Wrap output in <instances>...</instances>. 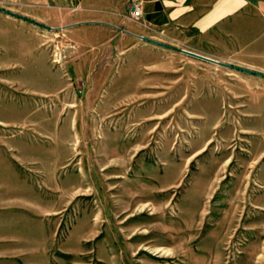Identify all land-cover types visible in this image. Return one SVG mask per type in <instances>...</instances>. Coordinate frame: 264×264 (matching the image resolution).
<instances>
[{"label":"rangeland","instance_id":"obj_1","mask_svg":"<svg viewBox=\"0 0 264 264\" xmlns=\"http://www.w3.org/2000/svg\"><path fill=\"white\" fill-rule=\"evenodd\" d=\"M60 39L0 51V264H264V86L182 97Z\"/></svg>","mask_w":264,"mask_h":264},{"label":"crops","instance_id":"obj_2","mask_svg":"<svg viewBox=\"0 0 264 264\" xmlns=\"http://www.w3.org/2000/svg\"><path fill=\"white\" fill-rule=\"evenodd\" d=\"M134 6L138 18L131 17ZM60 35L69 56L86 60L92 74L96 66L102 74L103 60H121L122 74L147 68L164 76L167 89L231 91V106L242 104L233 98L240 89L248 90L238 75L264 86L263 77L180 50L264 73V0H0V51L7 57L43 59Z\"/></svg>","mask_w":264,"mask_h":264},{"label":"water","instance_id":"obj_3","mask_svg":"<svg viewBox=\"0 0 264 264\" xmlns=\"http://www.w3.org/2000/svg\"><path fill=\"white\" fill-rule=\"evenodd\" d=\"M3 11H5V10H3ZM113 27H115V26H113ZM125 32L126 33H129V34H132V35L138 37L141 40H144V41H147V42H150V43H153V44H157V45L166 46V44L160 43V42H158L156 40H153V39H149V38H147L145 36H142V35L134 34L132 32H129L128 30H125ZM180 50L182 52L187 53L189 55H192L194 57H197V58H200V59H203V60H206V61H209V62L218 64V65H221V66H226V67H231V68L239 69V70H241L243 72H246V73H253V74H256V75H259V76H263L264 77V73L263 72L255 71V70L249 69V68L234 66V65H231V64H228V63H225V62H222V61H219V60H216V59L207 57V56H203V55H200L198 53L191 52V51H188V50H184V49H180Z\"/></svg>","mask_w":264,"mask_h":264},{"label":"built area","instance_id":"obj_4","mask_svg":"<svg viewBox=\"0 0 264 264\" xmlns=\"http://www.w3.org/2000/svg\"><path fill=\"white\" fill-rule=\"evenodd\" d=\"M141 15L140 6H134L133 10L131 11V17L132 18H138ZM117 30H121L122 32H125V29L119 28L118 26L114 27ZM54 30V29H51ZM51 56L53 62H58L61 57V52L57 50V48L51 49Z\"/></svg>","mask_w":264,"mask_h":264}]
</instances>
